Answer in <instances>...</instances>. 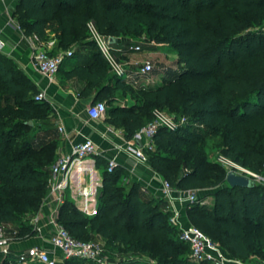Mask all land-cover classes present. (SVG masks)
<instances>
[{
  "label": "trees",
  "instance_id": "trees-1",
  "mask_svg": "<svg viewBox=\"0 0 264 264\" xmlns=\"http://www.w3.org/2000/svg\"><path fill=\"white\" fill-rule=\"evenodd\" d=\"M13 16L22 31L43 41L54 38L52 54L72 49L73 56L79 45L94 47L89 63L65 74L84 80L80 93L95 90L96 101L113 103L118 90L133 96L134 104H113L106 113L127 138L152 119L155 108L185 116L175 130H157L148 153L151 168L176 188L214 189L213 204L186 207L188 222L230 256L264 263V185L230 187L226 169L205 150L208 137H220L221 155L264 177V0H18ZM89 21L116 38L114 48L141 40L171 48L175 68L160 83L133 87L111 72L88 38ZM37 92L0 52V224L16 223L18 237L34 232L23 216L41 207L57 158L56 141L32 144L35 122L49 113L45 101L34 99ZM125 175L118 166L103 172L96 214L65 200L58 221L77 239L98 234L116 252L146 255L154 264H210L191 259L164 200L140 197L137 182L121 183ZM64 264L94 263L70 258ZM119 264L146 263L133 256Z\"/></svg>",
  "mask_w": 264,
  "mask_h": 264
},
{
  "label": "built area",
  "instance_id": "built-area-1",
  "mask_svg": "<svg viewBox=\"0 0 264 264\" xmlns=\"http://www.w3.org/2000/svg\"><path fill=\"white\" fill-rule=\"evenodd\" d=\"M8 23L16 30L22 31L18 23L9 19ZM88 38L94 42L102 56L110 65L113 73L120 77L128 76V69L125 68L128 62H121L116 56V50L110 43L109 38L99 32L95 23H87ZM56 41L50 38L46 41L38 39L35 35L31 36V55L32 62L37 71L53 81L59 71L63 61L72 56L73 50H57L50 53ZM6 41L0 38V51H3ZM130 50L138 51L141 49L139 43L129 45ZM154 66L150 60H144L139 67V73L148 74ZM36 101H46L47 96L43 90H39L35 95ZM107 103L104 100H97L87 107L89 118L101 119L107 113ZM187 122L185 116L174 118L165 110L155 108L152 112V119L145 123L138 132L129 139L123 140V144H115L117 150L126 155L128 163L131 165L132 172L137 163L145 164L150 167L148 153L155 147L154 136L159 128L175 130L179 125ZM60 131L63 128L59 127ZM109 133L116 134L110 128ZM110 140L108 135L104 134ZM140 140L141 145L136 143ZM97 145L90 138L74 143L70 152L57 156L50 167V177L48 181V191L45 198H48L54 205L53 210L48 217V224L51 232L49 243L51 249L56 250L61 255L62 260L76 258L91 261L94 264H115L108 255L105 244L93 239L80 240L71 235V233L58 221V212L60 206L65 202V193L68 190H76L81 202L76 205L77 209L86 215H94L98 210V194L102 187L103 178L97 174L96 159ZM218 162L226 169L238 171V174L251 175L262 178L257 173L243 167L239 163L223 155L219 156ZM118 166L115 158L108 159L107 171L112 172ZM154 174L159 175L151 168ZM198 191L196 189H179L174 187L169 181L162 179L159 192L165 202V212L168 213L169 222L178 231V237L181 241L189 245L190 257L194 261H206L210 264H246L226 253L217 243L213 242L198 227L192 225L183 219V209L194 202H199ZM200 204L205 202L200 201ZM12 236L6 232L4 224H0V259L10 257V264H28L34 261L39 264H58L57 258L51 254V249L42 246L33 245L27 250L12 257L10 247Z\"/></svg>",
  "mask_w": 264,
  "mask_h": 264
},
{
  "label": "crops",
  "instance_id": "crops-1",
  "mask_svg": "<svg viewBox=\"0 0 264 264\" xmlns=\"http://www.w3.org/2000/svg\"><path fill=\"white\" fill-rule=\"evenodd\" d=\"M17 3L18 0H0V38L6 41L4 50L0 52L13 60L17 66L31 78L38 91L43 90L47 96L45 102L47 103L49 113L45 120H37L35 122L32 144L34 146H40L54 140L57 143L56 155L59 156L69 153L74 143L84 138H90L97 145L95 159L96 171L99 176L103 178V172L107 170L108 159L115 158L118 167L126 171V175L121 179V181H123V183L121 182L122 184L127 185L130 184V182H137L139 185L140 197L144 199H162L159 192L162 177L154 174L151 170V166L149 167L141 163H137L132 172L131 165L128 163L126 155L115 147V144H123V140L129 139L125 136L124 129L107 122L106 115L97 120L89 118L87 107L96 101L94 96L95 90L88 95L81 94L80 92L86 82L77 77H68L65 74V71L71 69L74 65L89 63L94 47L79 45L75 54L63 61L55 80L49 81L37 71L32 62L30 46L32 34L16 30L8 23L9 19H13V21L16 22L13 15ZM121 42L122 41H120V43ZM135 43L140 44V50H130L129 45L120 47L119 44L115 47L116 53L120 49L123 50L120 54L124 58L122 60L123 62H128V76H119L121 79L135 87L136 85L148 86L149 84H157L162 81L163 76H170L169 69L165 72L160 69L158 72L154 71L153 68L148 74L139 73V67H137L136 64L146 57L151 58L156 48L162 44L150 42L145 44L148 46H142L139 41H134L133 44ZM172 68H175V66H172ZM106 103L108 107L113 104L132 105L135 103V100L129 92L123 93L118 90L115 94L113 103H109L108 101H106ZM60 126L63 128V131L59 130ZM110 128H112L116 134L109 133L108 130ZM104 134L108 135L110 140L106 138ZM76 192V190H68L65 193V200L72 202L75 206L81 202V198ZM206 193L211 195L210 197L213 199L211 204H213V191L207 190ZM53 208V203L48 198H45L38 211L23 216V220L27 222L34 231L33 234L28 236L18 237L16 235L18 232V225L16 223H4L6 232L12 236L10 247L13 258H16L17 253L27 250L33 245L51 249L49 243L51 229L48 224V217ZM163 209H165V204ZM182 213L184 221L188 222L186 210L183 209ZM92 239L105 244L104 239L98 234L93 233ZM105 249L107 251L106 245ZM107 253L115 264H119V262L131 257L128 254H122L116 251H107ZM51 254L57 258L58 264H64L58 251L51 249ZM146 258L149 259L148 256H146ZM28 264L39 263L30 260Z\"/></svg>",
  "mask_w": 264,
  "mask_h": 264
},
{
  "label": "rangeland",
  "instance_id": "rangeland-1",
  "mask_svg": "<svg viewBox=\"0 0 264 264\" xmlns=\"http://www.w3.org/2000/svg\"><path fill=\"white\" fill-rule=\"evenodd\" d=\"M264 27V24L262 25ZM142 46H148L145 45V41L141 40L140 41ZM173 51L171 48H168L167 46H160L156 48L155 53H153L151 55V58L146 57L144 59H142L140 62H138L136 64L137 67H140L143 63L144 60H150L153 63L154 66V71H160V69H162L164 72L167 69L172 68V66H174V61L176 60V56L173 54ZM116 56L118 57V59L122 62L124 59L119 53H116ZM135 67V68H137ZM125 68H128V65L125 66ZM134 68V69H135ZM167 113L171 114L172 116H174V118H178V114L176 112H170L167 111ZM147 123V122H146ZM205 150H206V154L209 160H211L212 162L218 163V158L219 156H221V138L220 137H208L206 145H205ZM234 171V170H233ZM227 172V171H226ZM236 173H238V171L235 170ZM251 178L256 179L257 183L264 185V179L262 178H258L248 175ZM260 176V175H259ZM261 177V176H260ZM263 177V176H262ZM123 183V181H121ZM214 189H209L208 191H213ZM207 190H199L198 191V196H199V202H205V204L211 205L212 203V197H210L211 195L209 193H206ZM107 247V251L109 252H114L115 250L111 247V246H106ZM131 257H138L141 260H143L146 264H154L153 261H151L150 259L146 258V255H133V254H128ZM246 264H264L262 262H260L255 256H251L250 260L247 262H245Z\"/></svg>",
  "mask_w": 264,
  "mask_h": 264
},
{
  "label": "water",
  "instance_id": "water-1",
  "mask_svg": "<svg viewBox=\"0 0 264 264\" xmlns=\"http://www.w3.org/2000/svg\"><path fill=\"white\" fill-rule=\"evenodd\" d=\"M110 43H114L116 38L110 37ZM28 125H32L33 121H27ZM136 143L141 145L140 140L136 139ZM225 181L230 187L241 186V187H254L257 184L256 179L251 178L245 174H238L233 170H229L226 172Z\"/></svg>",
  "mask_w": 264,
  "mask_h": 264
}]
</instances>
